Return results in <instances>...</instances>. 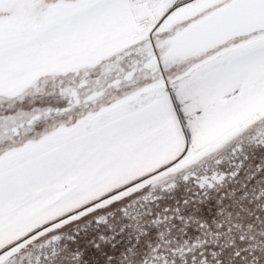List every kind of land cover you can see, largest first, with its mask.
I'll return each mask as SVG.
<instances>
[{
	"label": "snow or ice",
	"instance_id": "obj_1",
	"mask_svg": "<svg viewBox=\"0 0 264 264\" xmlns=\"http://www.w3.org/2000/svg\"><path fill=\"white\" fill-rule=\"evenodd\" d=\"M0 264H264V0H0Z\"/></svg>",
	"mask_w": 264,
	"mask_h": 264
}]
</instances>
